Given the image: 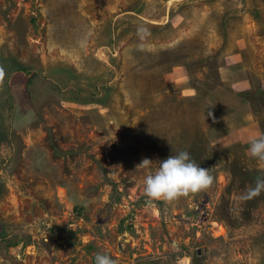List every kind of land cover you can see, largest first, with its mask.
<instances>
[{
  "label": "rangeland",
  "instance_id": "rangeland-1",
  "mask_svg": "<svg viewBox=\"0 0 264 264\" xmlns=\"http://www.w3.org/2000/svg\"><path fill=\"white\" fill-rule=\"evenodd\" d=\"M262 134L264 0H0V264H264Z\"/></svg>",
  "mask_w": 264,
  "mask_h": 264
},
{
  "label": "clouds",
  "instance_id": "clouds-1",
  "mask_svg": "<svg viewBox=\"0 0 264 264\" xmlns=\"http://www.w3.org/2000/svg\"><path fill=\"white\" fill-rule=\"evenodd\" d=\"M138 33L147 34L148 29L140 26ZM251 156L258 161H264V134L250 138ZM152 159L144 158L139 165L148 166ZM213 182L209 168L198 165L190 158L187 150L178 151L160 160L158 168L144 177V192L149 199L172 201L180 195L198 192L207 188ZM264 186V180H258L256 188ZM95 264H117L107 253H98Z\"/></svg>",
  "mask_w": 264,
  "mask_h": 264
},
{
  "label": "bare ground",
  "instance_id": "bare-ground-1",
  "mask_svg": "<svg viewBox=\"0 0 264 264\" xmlns=\"http://www.w3.org/2000/svg\"><path fill=\"white\" fill-rule=\"evenodd\" d=\"M222 227V226H221ZM187 258V257H186ZM185 261H188V260H185Z\"/></svg>",
  "mask_w": 264,
  "mask_h": 264
}]
</instances>
